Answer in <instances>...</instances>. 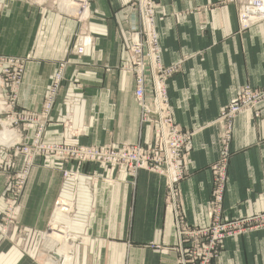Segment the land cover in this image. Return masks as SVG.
<instances>
[{
  "label": "crops",
  "instance_id": "obj_1",
  "mask_svg": "<svg viewBox=\"0 0 264 264\" xmlns=\"http://www.w3.org/2000/svg\"><path fill=\"white\" fill-rule=\"evenodd\" d=\"M154 1L162 63L180 65L167 84L173 120L194 131L188 172L178 182L180 212L186 224L202 227L208 222L210 165L219 156V127L213 121L241 86L264 85V20L240 29L237 4L230 0ZM89 4L66 12L50 2L0 0V53L30 55L18 106L38 110L57 64L66 61L44 141L146 145L151 128L140 122L132 76L121 70L137 20L130 0ZM233 122L226 219L264 211V108L259 117L245 112ZM28 127L21 132L26 142L36 129ZM5 156L0 151V158ZM16 160L18 168L21 158ZM64 169L78 172V178L63 176ZM10 173L0 164V218ZM165 194V178L157 173L141 170L132 177L123 168L38 159L19 199L15 227L5 236L0 232V264H43L41 239L55 207L65 202L71 207L70 231L80 233H73L77 241L66 264H179L177 219ZM222 244L214 264H264V227ZM50 255V264L65 257Z\"/></svg>",
  "mask_w": 264,
  "mask_h": 264
},
{
  "label": "built area",
  "instance_id": "obj_2",
  "mask_svg": "<svg viewBox=\"0 0 264 264\" xmlns=\"http://www.w3.org/2000/svg\"><path fill=\"white\" fill-rule=\"evenodd\" d=\"M43 4L45 0H36ZM91 0H72L84 10L90 6ZM237 4L239 28H249L264 20V0H230ZM43 2V3H42ZM130 8L137 18L130 27L128 44V61L122 63L121 70L128 72L133 79L132 94L137 109L140 112V122L151 128V141L142 144L121 145H84L68 143H41L38 138L46 130L50 120L57 95L62 88V79L67 67L66 61L57 64L52 83L47 89L46 100L42 106V114L14 113V106L9 107L13 125H38L35 143L32 147L21 148L20 152L29 158L34 155L53 156L63 163L81 166L101 164L123 168L129 175L136 177L141 170L163 175L165 178L166 203L172 206L176 216L175 230L177 232L179 264H214L223 249V241L234 236H242L250 231L263 229L264 211L248 214L240 218L226 219L223 215L224 193L228 165L232 156L231 141L233 135V120L244 114L252 113L260 116L264 108V85L252 87L247 84L241 86L229 102L223 106L213 123H217L219 156L210 165L211 191L206 206L208 222L202 227L190 226L184 222L180 212L182 205L178 182L188 172L186 169L187 150L190 145L193 130L183 128L173 120L167 84L169 76L180 68L179 63L165 65L162 63V48L156 29V12L158 5L154 0H130ZM78 54L84 52L78 47ZM9 67L16 71L10 72L9 81L3 84L12 103L15 101L21 85L24 63L27 60L19 58L0 57ZM10 120V119H9ZM1 164V161H0ZM8 167V166H7ZM10 168V167H9ZM26 169L14 178H8L7 192L4 197V210L1 215L0 232L8 235L12 226L16 224L18 201L23 193L26 181ZM64 176L76 180L78 172L64 169ZM79 239V238H78Z\"/></svg>",
  "mask_w": 264,
  "mask_h": 264
},
{
  "label": "rangeland",
  "instance_id": "obj_3",
  "mask_svg": "<svg viewBox=\"0 0 264 264\" xmlns=\"http://www.w3.org/2000/svg\"><path fill=\"white\" fill-rule=\"evenodd\" d=\"M71 1L72 0H70L69 2H68V0H66V2H65V0H45L44 3L50 2V4L51 5H54L55 8H63L64 11L67 10L66 12H68V10L75 11V9H77L79 6L76 5V4H73ZM26 2H30L32 4H39V5H43L44 4L43 2H42L43 4H40L38 2H41V1H38L37 2L36 0H26ZM61 3L63 5H65V6H67L68 9L65 8V7H63V5ZM0 57H5V58H19V60H21V59L22 60H26L25 58L27 57V60L30 59V55H27V56H12V55H8V54H4V53H0ZM25 63H24V66H25ZM5 69H9L10 71H13L12 72L13 74L16 73V71H14L13 68L9 67V65L0 58V105L2 106V109L0 111V124L1 123H4V125L7 128H9L10 130L14 131L15 136H14V138L12 140H10L6 144H2L0 146V151L5 150V153H6V156L3 159L0 158V161H1V165L2 166L5 165V167H6V169L8 171L11 170V173H10V175H8L7 178H14L15 179L18 176V174H20L21 171H24L26 169L27 170L26 171L27 176L25 178L26 179L25 184H26V182L28 180V177L30 175V171H31V169L33 167L34 162L36 160H38V159L41 160V159L47 158V156H43L42 154H39V155H34L32 158H29L26 154H24L23 152H20L21 148H24V147H32L33 148V145L35 143L34 141H35V138H36V133H37V130H38V125H36L35 123H32V124L35 125L36 129H35L34 135L32 136V139L30 140V142L28 140H27V142L26 141H23L22 138H21L22 137L21 132H23L26 129H28L29 128L28 127L29 124L26 125V126H22L20 124L17 125V126L13 125V121H11V118L13 117L12 116V113H11V111L9 113H7V110L9 109V107L14 106V108H13V112L14 113H23V114H26V113H32L33 111L30 112V111H26V110H21L19 108V106H18V102H17L18 101V98L16 99V103H15V101L12 103L11 94H8L7 93V90H5V88L3 87V84L5 82H8L9 81L8 75L10 74V72H4ZM56 71H57V69H55V71H54V73H53L50 81L53 79V76H54V74H55ZM24 72H25V68H24V71L22 72V77H23V73ZM21 81H22V78H21ZM51 83H52V81L48 85L47 89L50 87ZM21 85H22V82H21ZM21 85H20V87L18 89V93H19V90L21 88ZM47 89H46V92H45V94L43 96L44 99H43V101L41 103V107L38 110L34 111L33 113L40 114V115L42 114V110L41 109H42V106H44V101L46 100V97H47L46 96ZM18 93H17V97H18ZM57 98H58V96H57ZM57 98H56V101H57ZM56 103L57 102H55L54 109H55ZM0 127H1V125H0ZM44 132L45 131H43V133L41 134V136L38 138V141L39 142L44 143V144H47L48 142L49 143H63V142H55V141H48V142L44 141V139H43ZM15 157H16V159L21 158L20 165H18L19 166L18 168H16L17 160L15 159ZM50 157H53V156H50ZM63 176H64V174H63ZM7 182H8V180H7ZM61 204L62 203L58 204L55 207L54 211L59 206H61ZM54 211H53V213H54ZM53 213H52V216H53ZM67 214L69 215V211H68ZM52 216L50 217L51 220H50L49 228L45 232V235L43 236V238L41 239L42 240V247L41 248L43 249L42 250V254L44 256V257L43 256L41 257V262L43 263L45 261L43 264H47L48 262H49L48 264H50V261H48V259L50 258V256H52V255H50L51 252H52V248H50V246H47L46 245L48 235H50L51 232H55V229H53L54 225H51L52 224ZM15 225L12 226V229L15 227ZM60 225L61 226H65L63 222ZM78 232H79L78 230L73 231V233L79 235L80 233H78Z\"/></svg>",
  "mask_w": 264,
  "mask_h": 264
},
{
  "label": "bare ground",
  "instance_id": "obj_4",
  "mask_svg": "<svg viewBox=\"0 0 264 264\" xmlns=\"http://www.w3.org/2000/svg\"><path fill=\"white\" fill-rule=\"evenodd\" d=\"M64 7L67 8L65 5ZM1 109L2 106L0 105V111ZM0 125V145H2L12 140L15 133L7 128L4 123H1ZM70 208L71 207L68 202H65L54 211L51 225H54L53 229H55V232H51L50 235H48L46 242V245L52 248L53 254L65 256L64 259L61 260V264L69 263L72 253L71 245L74 241H77L75 236L70 232L69 228L71 219L67 213L70 211ZM62 222L65 226L60 225Z\"/></svg>",
  "mask_w": 264,
  "mask_h": 264
}]
</instances>
